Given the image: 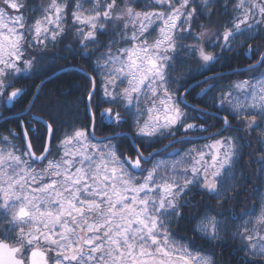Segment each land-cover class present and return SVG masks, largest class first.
Masks as SVG:
<instances>
[{
	"label": "snow or ice",
	"instance_id": "obj_1",
	"mask_svg": "<svg viewBox=\"0 0 264 264\" xmlns=\"http://www.w3.org/2000/svg\"><path fill=\"white\" fill-rule=\"evenodd\" d=\"M65 41L91 62L89 123L37 108L41 79L0 133V264H219L196 239L264 264V0H0L6 111ZM233 54L255 59L225 84Z\"/></svg>",
	"mask_w": 264,
	"mask_h": 264
},
{
	"label": "trees",
	"instance_id": "obj_2",
	"mask_svg": "<svg viewBox=\"0 0 264 264\" xmlns=\"http://www.w3.org/2000/svg\"><path fill=\"white\" fill-rule=\"evenodd\" d=\"M262 48H264V41H256ZM70 43V41H65V44L60 45L56 49H52L49 55L43 61V68L41 73H36L32 75L30 78H21L19 82L16 84V87H24L25 93L27 94L24 98H22L19 102L15 103L14 108H9L13 112L22 111L23 108L27 106L26 101L31 99V94L35 93L36 88L33 87L35 84H39L40 80L50 75L54 71L66 67L68 65H78L80 67L85 68L86 70L92 73V67H90V61L86 55H82L79 50L75 49L72 52H68L65 50V45ZM255 59V58H254ZM251 60L248 55H230L221 60L220 64L216 65L213 68V72L224 71L236 67H240L246 64H249ZM192 80L191 83L201 80L204 76L199 75V73L195 72L196 64L192 62ZM212 72H206V75L211 74ZM94 74V73H93ZM247 72L245 70L239 71L237 74L232 75L231 73L225 74L222 83H228L229 81H235L238 78H243L247 76ZM196 85V84H195ZM195 85L193 87L195 88ZM89 88L88 80L84 72L78 69H70L51 77L46 81L45 86L40 92V99L37 102V108H49L52 106V102L56 101L57 104H66L68 108L73 109L75 112L77 109L79 110L80 119L76 122L77 124H88L89 118L85 114L84 104L85 97L87 95ZM200 92V88H195V91L192 92V96L189 97V101L200 106L205 107V104L201 102L200 97L197 95ZM192 97H195L193 99ZM207 98H205L206 100ZM107 105H105L106 107ZM4 114L9 111H6L4 106H2ZM214 110V109H213ZM214 121H209V123H213ZM8 128H16V123L13 119V116L7 118V122L5 120L0 123V133H5ZM101 130L102 132H111L113 129L109 127H105L102 125H98L97 132ZM166 142V141H165ZM204 142V141H202ZM125 146H128L125 143ZM159 145H157L158 147ZM255 197L254 192H249L247 194L248 201L245 205H241V208L247 206ZM199 199V197H197ZM176 239L181 240L188 236L192 235L191 225L187 222H181L180 226L176 229L175 232ZM197 245H202L206 251H215L216 257L219 261V264H238L239 256L235 253L234 249L231 246L230 242H225L222 247L217 249H211L207 244H204L199 239H196Z\"/></svg>",
	"mask_w": 264,
	"mask_h": 264
},
{
	"label": "water",
	"instance_id": "obj_3",
	"mask_svg": "<svg viewBox=\"0 0 264 264\" xmlns=\"http://www.w3.org/2000/svg\"><path fill=\"white\" fill-rule=\"evenodd\" d=\"M249 59L251 60V62H253L254 57H250V56H249ZM251 62H250V63H251ZM247 65H248V64L243 65V66H240V67H236V68H232V69L224 70V71H219V72L224 73V74H228V73H232L234 70H237V69H239V71H242V70H245V69H246V66H247ZM70 69H78V70H80V71H82V72H84V73H91L90 71H88V70H86L85 68L80 67V66H78V65H68V66H66V67H62V68H60V69L54 71L53 73H51L50 75L46 76V77L43 78V79H45V80L47 81L48 79H50L51 77H53V76L59 74L60 72H63V71H66V70H70ZM209 75H212V73L209 74ZM206 76H208V75H206ZM203 79H204V78H203ZM203 79H201V80H203ZM197 81H199V80H197ZM197 81L193 82L192 85H195V84L197 83ZM19 88H23V89L25 90L24 87H19ZM35 92H36V91H35ZM189 103H190V104H194V103H192V102H190V101H189ZM7 107H8V108H12L13 106H12L11 104H9ZM199 107H200V106H199ZM211 111H214V110H211ZM20 112H21V111H20ZM20 112H15V113H20ZM11 116H13V113H9V114H5V115H3V117H6V118H9V117H11ZM3 121H4V119H3V118H0V123L3 122Z\"/></svg>",
	"mask_w": 264,
	"mask_h": 264
},
{
	"label": "flooded vegetation",
	"instance_id": "obj_4",
	"mask_svg": "<svg viewBox=\"0 0 264 264\" xmlns=\"http://www.w3.org/2000/svg\"><path fill=\"white\" fill-rule=\"evenodd\" d=\"M107 107V106H106ZM18 112V111H17ZM20 112V111H19ZM0 113H2L3 115H4V111H3V109H1L0 110ZM9 113H14L13 111H9V112H7L6 114H9ZM110 129H112V128H110ZM120 129H117V131H119ZM124 130H127V129H124ZM112 132V131H111ZM111 132H106V133H104V132H102L101 130H99V132H96V135H97V137H101V136H106V135H109ZM123 148L126 150L127 148H128V146H125V144H124V146H123Z\"/></svg>",
	"mask_w": 264,
	"mask_h": 264
},
{
	"label": "rangeland",
	"instance_id": "obj_5",
	"mask_svg": "<svg viewBox=\"0 0 264 264\" xmlns=\"http://www.w3.org/2000/svg\"><path fill=\"white\" fill-rule=\"evenodd\" d=\"M253 44H258V43H257L256 41H254ZM245 78H247V76H245V77H243V78H238V79H236V80H241V79H245ZM2 106H3V105L0 104V110L2 109ZM166 142H167V141H166ZM166 142H165V143H166Z\"/></svg>",
	"mask_w": 264,
	"mask_h": 264
}]
</instances>
